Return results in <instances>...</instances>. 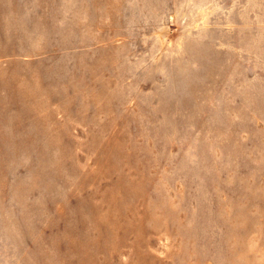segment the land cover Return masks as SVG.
<instances>
[{
  "label": "rangeland",
  "instance_id": "rangeland-1",
  "mask_svg": "<svg viewBox=\"0 0 264 264\" xmlns=\"http://www.w3.org/2000/svg\"><path fill=\"white\" fill-rule=\"evenodd\" d=\"M0 258L264 264V0H0Z\"/></svg>",
  "mask_w": 264,
  "mask_h": 264
},
{
  "label": "crops",
  "instance_id": "crops-1",
  "mask_svg": "<svg viewBox=\"0 0 264 264\" xmlns=\"http://www.w3.org/2000/svg\"><path fill=\"white\" fill-rule=\"evenodd\" d=\"M0 264H65L63 261L45 258H0Z\"/></svg>",
  "mask_w": 264,
  "mask_h": 264
}]
</instances>
